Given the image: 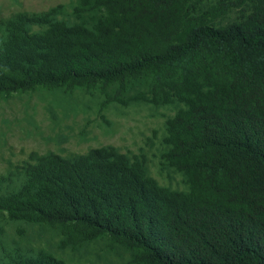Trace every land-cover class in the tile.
Listing matches in <instances>:
<instances>
[{"label": "trees", "instance_id": "16d2710c", "mask_svg": "<svg viewBox=\"0 0 264 264\" xmlns=\"http://www.w3.org/2000/svg\"><path fill=\"white\" fill-rule=\"evenodd\" d=\"M204 1L79 0L73 24L61 7L4 24L0 95L41 87L98 91L102 109L182 104L163 159L189 187L161 186L111 146L32 156L0 196L10 222L57 230L64 247L106 238L131 264H264V0L199 14ZM228 9L241 16L215 26ZM3 264L66 263L40 253Z\"/></svg>", "mask_w": 264, "mask_h": 264}, {"label": "rangeland", "instance_id": "374dc122", "mask_svg": "<svg viewBox=\"0 0 264 264\" xmlns=\"http://www.w3.org/2000/svg\"><path fill=\"white\" fill-rule=\"evenodd\" d=\"M225 1L234 0H206L197 8L198 13ZM78 3L79 0H0V39L4 24L17 14L32 15L61 7L58 19L76 23L73 9ZM240 16V10L228 9L213 22L215 26H226ZM40 30L32 28L33 32ZM104 99L98 91L78 89L67 93L41 87L9 97L0 95V196L19 183L17 175L32 156L72 158L110 146L132 160L139 159L161 186L188 191L185 177L163 159L168 151L164 141L167 121L183 105L133 103L125 107L112 103L102 109ZM62 238L48 226L10 222L0 212V264L40 253L66 264H131V254L106 238L75 248L64 247Z\"/></svg>", "mask_w": 264, "mask_h": 264}]
</instances>
